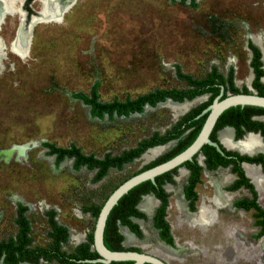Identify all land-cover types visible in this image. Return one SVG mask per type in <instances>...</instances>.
<instances>
[{"label":"rangeland","instance_id":"obj_1","mask_svg":"<svg viewBox=\"0 0 264 264\" xmlns=\"http://www.w3.org/2000/svg\"><path fill=\"white\" fill-rule=\"evenodd\" d=\"M66 6L58 17H33L34 22H44L34 27L27 53L11 49L15 54L8 50L0 61V239L15 234L19 202L27 206L34 244H49L46 212L51 209L56 220L70 227L71 235L82 236L94 219L81 208L100 205L118 184L155 157L149 148L143 153L149 157L142 154L122 168H110L94 182L95 169L76 170L72 158L56 165L55 156L48 154L42 142L62 147L74 144L100 157L134 147L171 122L169 101L128 116L97 118L73 93H88L98 80L101 100H123L174 84L175 64L188 70L203 63H226L234 55L244 70L247 42L259 44L264 37V0H76L61 20ZM24 145L27 148L21 150ZM226 182V176L212 180L209 200L214 208L232 209L234 194L219 188ZM197 191L201 196L211 194L208 182ZM171 200L169 221L176 250L158 245L150 225L144 226L142 238L129 237V245L169 264H264V234L256 236L253 209H217L219 221L214 224L215 209L205 203L207 199L201 200L193 216L196 222H184L214 225L194 230L192 239L194 233L178 229L183 220L176 218ZM259 203L264 207L262 191ZM228 216L233 218L231 225L224 222ZM192 250L204 258L189 257Z\"/></svg>","mask_w":264,"mask_h":264},{"label":"flooded vegetation","instance_id":"obj_2","mask_svg":"<svg viewBox=\"0 0 264 264\" xmlns=\"http://www.w3.org/2000/svg\"><path fill=\"white\" fill-rule=\"evenodd\" d=\"M0 1L6 4L5 0H0ZM41 2L42 0H15L16 11L13 12L12 10L9 9H0V39L2 40L4 46L3 49L4 55L7 54L8 50L14 53L12 51L13 50L12 47L10 48V46L11 43L17 38L19 30L22 29L23 32L27 33L29 32L28 29L30 28V26L34 24L31 32L32 34L31 40H32L34 27L37 24L44 22L40 20H36L35 22L33 21L35 19L33 17H38L39 19L41 17V13L39 11ZM249 38L252 40L251 35ZM262 39H264V37ZM260 41L259 44L255 42L254 43L247 42V47L245 48L247 50L245 54L247 56L246 59L247 65H246V69L244 70L238 64L239 56H235V55L234 58L227 57L226 63H203L197 65L196 68L194 69L185 70L183 69V65L181 66L178 64L172 66V70L174 72L173 74L175 77L174 84H172L167 88H164L166 91H168L167 95L163 100H158L156 104L153 105L152 107L155 108L158 106V104H162L167 101L180 105L183 103H187V105L182 107V110L175 112L170 108V110L172 111L170 113V115H172L171 122H169L166 125L163 131H158L157 129L152 131V147L149 148L162 149L159 153L154 154L155 157L152 160V166H155L163 161L175 157L180 152L184 151L187 147H189L197 139L212 110L211 105L214 103L216 99L218 101H221L225 98H229L237 94L264 95V43L262 42L261 44ZM250 45L252 46L254 45L256 49L252 48ZM135 97H131V98H135ZM132 113H138V112H132ZM120 116H125V115H120ZM225 131H227L229 134L228 135L229 145H226L222 140V134ZM251 135L256 137L258 142L262 146H264V107L253 106V105H240V104L226 107L218 115L216 121L214 122V125L212 126L208 134V138L211 141L216 142L220 150H218L216 146L204 142L196 151H194L190 159L184 160L183 162L168 169L167 171L156 175L154 181H151L152 191L149 192L140 191L138 194L139 200L135 207L137 210L144 213L145 216H139L130 213L128 212V210H126L129 213L125 216L126 219L132 223H135L137 225V229H135L134 225L131 226L129 223L123 222L119 217L116 218L114 223L115 230L112 231L110 228V231H107V219L109 217L112 208L114 207L113 206L106 218V222L104 225L103 236H102L104 245L108 248L106 242L109 241L110 244H114L120 247V249L118 250H130V251H137V252L147 253L150 255H155L151 252L142 250L141 247H138L136 245H129L130 242L129 237L131 238V240L134 238L135 239L142 238L143 233L146 234L144 226L146 227L150 225L152 226V237L155 239L158 245H160L159 242H161L164 245V246L160 245L161 247H163V249H167L166 247L170 248L171 250L175 249L173 245H176L177 242L175 241V235L172 232L173 225H171L169 221L170 218L169 211L172 208L170 203L172 202L171 198H174L173 204H175L176 201H180L178 199L180 198L182 203L184 204V208L187 214H189L190 216L197 215L199 211L198 209H200L199 204L201 200L205 201L207 199V202L205 201V203L210 204V206H213V204L209 200V198L212 196L214 191L212 180L219 179L222 176L227 177V182L225 184L220 185L219 188L221 191H224L225 193L234 194L233 199L231 201L232 209L226 207L214 208L215 206H213L216 213V219L214 221V224L218 223L219 221L218 220L219 214L217 212V209L224 208L229 212H233L235 210H240V209H243V211H248L250 209H253L254 219L252 223L254 227L258 228L257 231L258 233L256 234V236L257 237L262 236L264 233L260 234V232L264 229V225L262 223L263 215L260 214L256 215L257 209L254 206H249V207L246 206L248 203H251L253 200H255L257 205L264 210V207H262L259 203L261 199V191L262 193L264 192V151L258 149L245 148L247 147V145L244 143L247 142V137ZM44 147L47 148L46 146ZM47 152H48V148H47ZM50 155L55 156V154H50ZM140 156L133 158V160L139 158ZM65 158H72L73 160L72 165L73 168L76 170H79L82 167L88 168L86 164H82L80 165L79 168H75L74 157H65ZM64 159L56 164V157H55L54 162L56 165H59L64 161ZM133 160H131L130 162H132ZM245 167H249L256 171V174L260 178L261 188L263 186L261 191L259 190V181L256 184L246 172ZM88 169L90 170L95 169L97 172V168H88ZM106 174L102 178H104ZM101 179L94 180L93 177L94 182L100 181ZM205 182H208L210 186V190H211L210 196H205V195L201 196L200 193L197 191V187ZM162 191H164V193L166 194V199H167V205L164 210L165 214L163 216V220H165V222L169 226V234L172 237L171 242L168 241V236H166L167 234L165 232H164L165 235L162 233L163 226H161V224L163 225L162 222L163 220L162 217L159 216L160 207L163 202L162 199L163 197L160 196L162 194ZM176 196L178 198H176ZM146 197H152V199L154 200L152 211H150L149 213L146 212L144 209H141L140 207L143 200ZM105 200L100 204V208L97 214H94L93 209L84 210V207L86 206L81 208L83 212L89 213L90 216L94 219V224L91 227V229H88L87 232L84 233L82 236L71 235L70 227H68L65 223H61L58 220H56L55 210L51 209L47 211L46 215L50 227L49 230L50 232L48 235L50 239L49 244L44 246L36 245L33 243V239H32L30 243L22 244L23 250L19 249L18 251L15 252L16 256H19L24 252L23 259H19L16 263L6 262L5 261L6 253L3 252L0 256V263L40 264L41 262H46L47 264L50 263L69 264L68 263L69 261H73V262L105 264L100 261H95V262L89 261L100 258L99 253L94 247L93 233L100 209L104 204ZM19 204L26 206L20 202L18 203V205ZM18 205L16 211V219L19 216ZM92 206H99V205L98 204L87 205V207L89 208H91ZM26 211H27V206H26V210L23 211V215L27 219L25 215ZM52 211L54 212L53 219L56 221V224L58 226H62L65 228V232L63 233L65 235V239H62L61 235H57V234L51 235V232H54V228L52 227L50 222L49 212ZM151 212L152 215L148 217V214H151ZM176 218H177V211H176ZM232 219L233 218H231V216H228L227 218L224 219V222H227V225H231ZM140 220L142 221L143 225H141V223L139 222ZM197 223L199 222L197 221ZM159 224L160 226H158ZM16 225H17V229L14 235H11L5 239H0V240L8 241L10 238L16 239V236L19 232V225L17 222ZM28 225L31 230L29 220H28ZM177 225H181L180 227H178V229L184 228L186 232L190 231L191 233H194L193 232L194 230L198 231L204 229L205 227L212 226V225H207L205 227L198 226L195 225L194 223L189 224L184 221L178 223ZM30 230L28 233L29 236H30ZM195 235H196L195 233L190 234L192 239ZM57 237L59 240L56 239ZM70 238H72V240H70ZM198 238L200 239L199 236ZM89 242H90L89 251L96 252L97 255L91 258L77 259L76 255H80L81 249H83L85 247V244ZM37 247L53 248L54 256L52 258H48V257L46 258L44 254H41L38 257L37 261L32 260L33 255L35 253L25 250L26 249L32 250ZM188 254L189 257L190 255L191 256L197 255L198 258L199 256H201L198 251H194V250H192ZM203 258L204 256L202 257V259ZM161 259L168 263L167 260L163 258ZM133 262H134L133 260H120V261H111L108 264H133ZM145 263L148 262H143L142 264Z\"/></svg>","mask_w":264,"mask_h":264},{"label":"trees","instance_id":"obj_3","mask_svg":"<svg viewBox=\"0 0 264 264\" xmlns=\"http://www.w3.org/2000/svg\"><path fill=\"white\" fill-rule=\"evenodd\" d=\"M186 0H180L181 3H184ZM193 2V0H191ZM252 48L256 47L253 45H250ZM98 87H99V81L95 80L94 83L91 85L88 93L79 91L73 93V97L80 99L85 104L90 106V114L94 117L103 118L105 114L108 115L109 118H112L114 114L120 115H129L132 112H142L143 107L145 104H149L151 106L155 105L158 100H163L165 96L167 95V92L165 89H156L144 94H139L135 98L127 97L125 100H119L117 98H114L109 101H103L99 97L98 93ZM43 146H46L48 148L49 154H55L56 157V164L60 161H62L65 157H74V167L79 168L80 165L86 164L88 168H97V172L94 176V180L101 179L109 170L111 167L116 168H122L123 164L126 162H130L133 160V158L140 156L147 148L152 147V135H150L147 138L142 139L137 143L136 146L122 151L120 154H111V153H105L102 157H97L93 153L86 154L81 151V149L74 144H71L68 147H61L57 146L54 143L50 142H42ZM152 166V161L145 165L141 170L138 172L147 169ZM136 172V173H138ZM135 174V173H134ZM149 192L152 191V182L150 180H145L131 189L125 194H123L120 199L118 200V203L114 205L112 208L109 217L107 219V231H110V228L112 231L115 230L114 223L116 218H121L123 222L129 223L131 226L134 225L135 229H137V225L135 223H132L126 219V215L130 213L139 215V216H145L144 213L140 212L136 209V204L139 200V192ZM163 198L162 205L160 207V214L159 216L162 217L165 214V207L167 205V199L166 194L164 191H162V194L160 195ZM254 206L257 209L256 215H263V225H264V210L260 208L255 200H253L251 203H248L246 205ZM100 208L99 206H92L84 207V210H90L93 209L94 214L98 213V210ZM26 210V206L18 205V218L16 219V222L19 225V232L16 236V239L10 238L8 241L6 240H0V256L4 252L6 253L5 261L16 263L19 259H23V253L19 256L15 255V252L20 250H23L24 243H30L32 238L29 236V230L30 227L28 225V220L23 215V211ZM128 210V212L126 211ZM54 212H49L50 216V222L52 227L54 228V232H51V235H61L62 239H65V235L63 234L65 232V228L62 226H58L56 224V221L53 219ZM163 225V231L168 236V241L171 242V235L169 234V226L165 222V220L162 221ZM160 226V224L158 225ZM264 233V229L260 232V234ZM165 235V234H164ZM91 237V236H90ZM57 240L58 237L56 238ZM119 239V238H118ZM91 240V239H90ZM108 248L113 250H118L120 247L110 244L109 241L106 242ZM89 243L85 244V247L81 249V254L76 255L77 259L82 258H91L94 257L96 252L89 251ZM25 250V249H24ZM54 249L49 247H37L35 249H26L25 251L34 252L32 260L37 261L38 257L41 254H44L46 258H52L54 256ZM26 256V255H25ZM129 262V261H128ZM69 264H99V263H87V262H73L69 261ZM101 264V263H100ZM149 264V263H145Z\"/></svg>","mask_w":264,"mask_h":264},{"label":"water","instance_id":"obj_4","mask_svg":"<svg viewBox=\"0 0 264 264\" xmlns=\"http://www.w3.org/2000/svg\"><path fill=\"white\" fill-rule=\"evenodd\" d=\"M76 0H72L66 7L65 9L61 12V15L59 16L60 19L62 20L63 15L66 11L70 9V7L75 3ZM32 24L30 28L28 29L29 35H28V40L29 44L31 42V32L33 28ZM28 44V45H29ZM259 46V45H258ZM5 55L3 54L0 57V61ZM27 55H24L21 58H25ZM160 103V102H159ZM253 105V106H259V107H264V95H256V94H237L234 96H231L229 98H225L221 101H218L217 99L214 101V103L211 105V112L206 120V123L203 126L202 131L200 132L199 136L197 139L189 146L187 147L184 151L180 152L178 155L175 157L163 161L155 166H151L147 169H144L131 177L127 178L124 180L120 185H118L107 197L105 200L104 204L102 205L94 233H93V242H94V247L97 250V252L100 255V258L94 259V260H89L91 262L95 261H100L102 263L108 264L111 261H120V260H133V264H142L143 262H148L151 264H168L161 258L155 256V255H150L147 253H142V252H137V251H130V250H110L108 249L104 243H103V230H104V225L106 222V218L111 210V208L117 203L118 199L126 193L129 189L134 187L135 185L145 181V180H150L154 181V178L156 175L167 171L168 169L178 165L179 163L183 162L184 160L190 159L191 155L196 151L204 142H207L211 145L216 146L218 150H220L218 144L214 141H211L208 138V134L214 125V122L216 121L218 115L228 106L231 105ZM145 106H151L149 104H145ZM152 107V106H151ZM21 150H24L27 148V145H24ZM19 148V149H20Z\"/></svg>","mask_w":264,"mask_h":264},{"label":"bare ground","instance_id":"obj_5","mask_svg":"<svg viewBox=\"0 0 264 264\" xmlns=\"http://www.w3.org/2000/svg\"><path fill=\"white\" fill-rule=\"evenodd\" d=\"M6 4L2 3L0 1V9H9L12 10L13 12L16 11V3L15 0H5ZM71 0H42V5L40 9L41 17L40 19H44L45 17L48 18H54L57 16V14L61 11V9L66 6ZM58 17V16H57ZM28 35L29 32L25 33L23 32L22 29L19 30V33L17 35V38L11 43V47L14 51H16L18 54H26L29 48V40H28ZM3 43L2 40L0 39V57L3 54ZM187 103L183 104H174L170 102V106L172 109L176 110H182V107L186 106ZM228 132L225 131L222 134V140L226 145H229V139H228ZM247 145L245 148L249 149H258L264 151V146H262L256 137L254 136H248L247 137V142L244 143ZM244 148V147H243ZM244 148V149H245ZM161 148L157 149H151V151H148L149 154H157L161 151ZM145 153L143 157H149V154ZM246 172L248 175L252 178V180L257 184L259 176L256 174V171L254 169H251L249 167H245ZM217 183V182H216ZM218 184V183H217ZM217 200H220V198H216ZM216 200V201H217ZM221 201V200H220ZM154 205V200L152 197H146L142 204H141V209H144L146 212H150L152 210V206ZM174 210L177 211V219L179 221H195L193 216H189L186 212L184 207L182 206L180 201H176L174 204Z\"/></svg>","mask_w":264,"mask_h":264}]
</instances>
